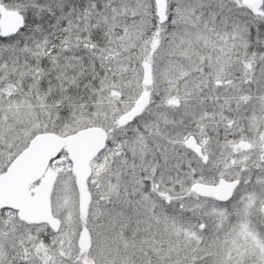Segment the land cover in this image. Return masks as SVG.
<instances>
[{
	"label": "snow or ice",
	"instance_id": "6c2138e0",
	"mask_svg": "<svg viewBox=\"0 0 264 264\" xmlns=\"http://www.w3.org/2000/svg\"><path fill=\"white\" fill-rule=\"evenodd\" d=\"M0 264H264V0H0Z\"/></svg>",
	"mask_w": 264,
	"mask_h": 264
}]
</instances>
